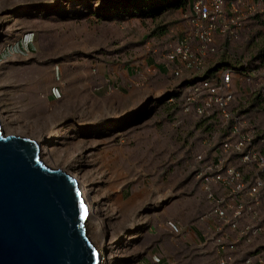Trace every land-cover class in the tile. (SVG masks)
I'll return each instance as SVG.
<instances>
[{
    "label": "rangeland",
    "instance_id": "rangeland-1",
    "mask_svg": "<svg viewBox=\"0 0 264 264\" xmlns=\"http://www.w3.org/2000/svg\"><path fill=\"white\" fill-rule=\"evenodd\" d=\"M193 1L0 0L5 132L38 142L46 165L85 188L100 264H194L207 253L187 233L209 227L194 158L222 135L182 111L198 76L162 65L191 31ZM246 21L233 42L217 38L207 69L238 73L244 61L255 71L252 82L236 81L237 100L264 152V10Z\"/></svg>",
    "mask_w": 264,
    "mask_h": 264
},
{
    "label": "built area",
    "instance_id": "built-area-1",
    "mask_svg": "<svg viewBox=\"0 0 264 264\" xmlns=\"http://www.w3.org/2000/svg\"><path fill=\"white\" fill-rule=\"evenodd\" d=\"M193 2L191 31L168 50L162 65L176 77L185 71L198 76L188 84L182 111L213 122L222 135L217 148L194 158L196 178L210 203L202 217L209 224L206 239L213 244L217 264H264V152L256 128L238 109L233 79L252 82L256 73L243 61L238 73L224 66L206 76L207 58L221 51L217 38L229 43L237 39L246 20L264 10V0ZM155 261L161 262L156 256Z\"/></svg>",
    "mask_w": 264,
    "mask_h": 264
},
{
    "label": "water",
    "instance_id": "water-1",
    "mask_svg": "<svg viewBox=\"0 0 264 264\" xmlns=\"http://www.w3.org/2000/svg\"><path fill=\"white\" fill-rule=\"evenodd\" d=\"M39 158L34 140L0 126V264H99L76 180Z\"/></svg>",
    "mask_w": 264,
    "mask_h": 264
},
{
    "label": "crops",
    "instance_id": "crops-1",
    "mask_svg": "<svg viewBox=\"0 0 264 264\" xmlns=\"http://www.w3.org/2000/svg\"><path fill=\"white\" fill-rule=\"evenodd\" d=\"M239 78V77H238ZM238 78L234 76V80L238 81ZM208 232V227L206 222L196 223L190 226V231L187 233L189 234V239L193 241L196 245L203 247L206 250V254L200 256L199 261L194 264H217V255L214 250L212 242L206 239ZM192 244L188 247H191ZM186 264H193V263H186Z\"/></svg>",
    "mask_w": 264,
    "mask_h": 264
},
{
    "label": "bare ground",
    "instance_id": "bare-ground-1",
    "mask_svg": "<svg viewBox=\"0 0 264 264\" xmlns=\"http://www.w3.org/2000/svg\"><path fill=\"white\" fill-rule=\"evenodd\" d=\"M37 82V81H36ZM31 84V83H30ZM33 84V83H32ZM26 86H27V84H26ZM36 86H37V84H36ZM35 86V87H36ZM27 87H29V86H27ZM35 87H33V88H35ZM38 87V86H37ZM29 89V88H28ZM31 89V88H30ZM35 90V89H34ZM41 89L39 88V91H40ZM43 91V90H42ZM22 94V93H21ZM39 94V92L36 90L35 91V95H38ZM27 97V96H26ZM23 98H24V95H23ZM26 99V98H25ZM24 100V99H23ZM13 101V100H12ZM27 102H28V100L27 101H25V103L24 104H27ZM23 104V103H22ZM15 105H17V104H15ZM20 105V104H19ZM18 106V105H17ZM32 106V105H31ZM19 107V106H18ZM20 108V107H19ZM29 108V107H28ZM34 109V108H33ZM30 110H32V109H30ZM26 113V112H25ZM39 113V112H38ZM33 114H34V112H33ZM26 115V114H25ZM24 116V115H23ZM31 116V115H30ZM35 116V115H34ZM7 120V119H6ZM0 122L2 123V125H1V123H0V126H1V132H2V134L4 135V136H6V135H13V133L12 134H10L9 132H5V129H4V117L2 116V115H0ZM15 136H17V135H15ZM21 137V136H20ZM36 142V141H35ZM37 144H38V142H36ZM39 145V144H38ZM43 152V149L41 150V146H40V158H39V160L42 162V164L43 165H46L45 163H44V160L42 161V159H41V153ZM47 166V165H46ZM49 166V165H48ZM52 168V167H51ZM77 172V171H76ZM65 173V172H64ZM79 176V175H78ZM75 177V176H74ZM75 180H76V182H77V177H75L74 178ZM79 179V178H78ZM77 184H78V182H77ZM78 189H79V191H80V193H81V198H82V200H83V203L84 204H86V193H85V188H83V187H81L79 184H78ZM87 205V207H88V215H87V218H86V222H87V219L88 218H90L92 215H93V213H92V210H91V205H89V204H86ZM85 222V223H86ZM87 231V230H86ZM96 249V248H95ZM97 251V250H96ZM98 252V251H97ZM98 255H99V253H98ZM100 264V263H99Z\"/></svg>",
    "mask_w": 264,
    "mask_h": 264
},
{
    "label": "trees",
    "instance_id": "trees-1",
    "mask_svg": "<svg viewBox=\"0 0 264 264\" xmlns=\"http://www.w3.org/2000/svg\"><path fill=\"white\" fill-rule=\"evenodd\" d=\"M156 67H157L158 69H160L159 66L156 65ZM221 68H223L221 64L216 65V66L213 67V68H210V69L206 72V76H208V75H212L213 73H215L216 71L220 70ZM161 69H163V68H161ZM161 69H160V70H161Z\"/></svg>",
    "mask_w": 264,
    "mask_h": 264
}]
</instances>
